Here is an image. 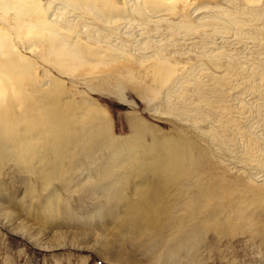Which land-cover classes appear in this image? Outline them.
<instances>
[{"label": "rangeland", "instance_id": "rangeland-1", "mask_svg": "<svg viewBox=\"0 0 264 264\" xmlns=\"http://www.w3.org/2000/svg\"><path fill=\"white\" fill-rule=\"evenodd\" d=\"M77 1L61 14L107 18L124 5L118 16L143 34L95 18L118 42L106 30L87 40L71 23L79 57L62 60L33 32L28 71L2 78L0 264H264V0ZM161 10L169 19L157 22ZM28 102L33 129L44 131L43 113L62 120L41 160L20 144ZM136 132L141 155L156 139L182 145L179 171L143 180L116 160Z\"/></svg>", "mask_w": 264, "mask_h": 264}, {"label": "bare ground", "instance_id": "bare-ground-1", "mask_svg": "<svg viewBox=\"0 0 264 264\" xmlns=\"http://www.w3.org/2000/svg\"><path fill=\"white\" fill-rule=\"evenodd\" d=\"M40 1H42V0H0V62H1V64H0V83L3 80L2 78L5 77L7 72L10 70H13L12 72L16 71L20 74H23V73L28 71V67H29L28 63H30L31 59L33 58L31 55H28V53L34 54V51H35V49H34L35 45L33 42V38L30 37V35L33 32H34L33 36L38 37L37 40L39 42L46 43L50 47H52V49H55L54 52L62 60H71V59L79 57L78 56V48L75 47L76 43L78 42V39L74 38V37H76L74 34H73L74 36L69 35L70 31L73 29L72 25H74V24L78 25V23H81L79 25H80V28H82V30L80 28L79 29L83 32V34L86 35L87 40L88 39H90V40L95 39V37L97 35H100V34L96 35V32H104L106 30L105 31V33H106L108 31L107 29L103 28V30H101V28L99 29L98 27H96L97 25L94 24L95 18L101 19L104 24L108 25V28H112L109 26V24H111L114 29H116L120 32H123V33L125 32L126 34H128L126 31L131 32L128 34L130 36L132 34L134 35V33L132 32L133 29L135 30L134 25L137 26V24H136L137 21H134L135 18L133 19V17H132V20H131V19H129L128 15H127V17L126 16H124V17L118 16L119 15L118 13L124 12L125 8L124 9L122 8V7H124V5L122 7L120 6L119 8H118V6H116L117 9L115 8L116 9L115 14L112 15L111 17L104 18V16H102V14H101V16H99V17L94 16V19H93V17L84 18V16L82 17L80 15V13L74 14L75 11H71L74 13L66 11L67 13H69L66 15L61 14V12L64 10L63 6L66 5V6H69V8H70V6L72 7L74 5L78 8L81 5L80 3H78L80 1H77V0H46L45 2H40ZM82 1L83 0H81V3H82ZM131 1L132 0H123V3H125L128 6V8H130L131 5L129 6V4ZM136 1L138 2V0H136ZM162 1L170 2V1H174V0H162ZM182 1L184 3L187 2L186 0H182ZM132 3H134V2L132 1L131 4ZM92 5H94V2H93V0H90V3L87 5L88 6L87 9L89 10V7H91ZM126 5H125V7H126ZM216 7H218V6H216ZM80 8H83L82 5ZM166 9L167 8H164L163 11ZM212 9H215V6H214V8L209 9L210 12H213V13H210L209 10H207V12H209L210 14H214V11H211ZM195 10H198V9H195ZM92 11H94V10H92ZM126 11L128 12L127 9H126ZM126 11L124 13L127 14ZM220 11H222V10H220ZM195 12H197V11H195ZM124 13H123V15H124ZM158 13L154 12V14H153L154 19L155 18L158 19V17H160V19H161V17H162V19L165 20V18H163V17H166L167 15L165 16L163 14L164 16H162L160 14V13H162V10H161V12H158ZM215 13H218V12H215ZM221 13L223 14V11ZM205 14L206 13H204V16L199 18V20L200 19H201V21L204 20L202 18L206 17ZM212 17H213V15H212ZM233 17L228 16V18L231 19V22H228V23H230V24L232 23V21L234 19ZM166 18H168V17H166ZM216 18L222 20L223 16L221 17L220 15H218ZM228 18H226V19L224 18V19L226 21H230ZM160 19H158L157 22H159ZM152 21H155V20H152ZM206 21H203V22H206ZM167 22H169V21H167ZM71 23H73V24L71 25ZM176 23H178V22H176ZM176 23L173 21L172 27H174L175 26L174 24H176ZM220 23H221V21H220ZM157 24H159V23H156V25ZM201 24L205 27V24H203V23H201ZM201 24H199L200 27H202ZM217 24L219 26V23H217ZM131 25H133V29L131 28ZM220 25H222V24H220ZM212 26H214V25H212ZM223 26H224V23H223ZM139 27L140 26L138 25V28ZM138 28H137V30H138ZM156 28H157V26H156ZM177 28H179V25ZM21 29L26 30L25 38L28 40V44L24 41L21 43L18 42V38H20V36L18 35V31ZM219 29H220V26H219ZM219 29L217 27V31ZM230 29H231V27H230ZM139 30L141 31V29H139ZM143 30H145V29L143 28ZM153 31H156V33L158 32L157 30H153ZM229 31H231V30H229ZM213 32H214V30H213ZM221 32H222V30H221ZM78 33H81V32H78ZM107 33L106 34L108 36L109 32H107ZM138 33H142V31L138 32ZM138 33H136V35ZM222 33H224V32H222ZM102 34H104V33H102ZM111 34H113V33H111ZM111 34L109 35L110 37L112 36ZM142 34L141 35L139 34V36H142ZM205 34H207V33H205ZM219 34H220V32H219ZM219 34H217V35H219ZM76 35L78 36L79 34H76ZM115 35H118V34H115ZM136 35H135V37L134 36L133 37L131 36V37L136 38L137 37ZM159 35H156V36L158 37ZM219 36H222V35H219ZM115 37H117L116 38L117 40L119 39L118 36H115ZM111 38L115 39L113 36ZM113 39H112V41L114 43ZM51 40H53L54 42H52ZM136 40H138V39H136ZM139 40L136 42L140 43ZM157 42H158V40H157ZM159 42H161V41H159ZM107 43H111V41L110 42L108 41ZM113 43L107 44V46L110 48L111 52L116 53L115 51H118V50L120 51L122 49L120 47L121 45H119V47L117 46L119 43H117V45H116V43H114V44ZM126 43H124V44H126ZM37 44H36V46H37ZM121 44H122V42H121ZM129 44H133V41ZM160 44H162V42ZM136 46H138V44ZM146 48H148V49H146V51L150 50L152 52V49L150 47H146ZM132 49L134 50V48H132ZM140 49L138 48V50H140ZM149 52H146V53H149ZM37 57H38V55H37ZM158 60L159 59H156L155 62ZM161 61L163 62L164 60H162V59L159 60L158 65H162ZM155 62H154V64L157 63V62L156 63ZM160 62H161V64H160ZM180 78H181V75L177 76L176 80L173 81V84L170 85V87L172 89L174 87H176V85L179 83ZM172 89H171V91H172ZM1 92L2 91H1V85H0V93ZM3 102H4L3 97H2V95H0V117H1V114H4L3 113L4 109L3 110L1 109L3 106ZM25 109L27 112L24 114V116L26 114L28 116V120L26 123L27 125L26 126L25 125L24 126L19 125V130H18V132H19L18 134L20 135V138H21L20 144L23 147V152H24L23 154L25 155V157L27 156V161L29 159H31L33 157V155L39 157V160H41V158L47 156V153H49V151L51 149H55V147L58 148L57 143L59 141H61V138H62V129H63V125H61L62 120L60 121L59 118L53 119V117L50 115L44 116V113H43V119H42L41 123L45 124L46 127H45L43 132L37 131V130L32 128V126H34L35 124H40L37 120L31 118L33 115V113H31V112L34 110L32 103L28 102V107H26ZM43 111L47 112L48 108H47V110H43ZM24 116L21 118L18 117V119H20V120L16 119L17 124H18V121H21V119L22 120L25 119ZM4 118L5 117L2 118V121L5 120ZM40 120L41 119H39V121ZM54 125H55V128H54ZM137 130H142V129L137 128ZM141 134L142 133H139V132L134 133V135L132 136V140H130L128 138L119 139L120 142L116 148V151L118 152L116 160L120 161V163H122V164L123 163L125 164L126 162L130 161L131 166L133 168V171L134 172H136V171L140 172L141 174L139 175V178H141L143 180L146 179L147 176H152V174H157V172H158L157 176L163 174L164 172H166V173L169 172V174L171 176L176 174L177 171H179V165L185 159L184 152H183L184 148H182V145H180L178 142L168 143L170 141L167 139H165V140L156 139L151 145L147 146L148 149H146L144 151L145 154L141 155V148H142V146H145L144 144H142L139 141V139L137 137V135H141ZM1 136H2V134L0 133V153L5 152V146H4L3 140H1ZM40 141L43 142V145L45 144V146H44L45 150L44 151L39 150V153L34 154V152H36V150L39 148ZM113 152H114V150H113ZM144 156L148 157V162L145 165L143 164V157ZM33 159H34V157H33ZM135 160H136V163L132 164V161H135ZM39 163H40V161H39ZM44 166H46V164H44ZM32 168H34V166ZM144 171L147 172V174H144L143 173ZM151 172H153V173L151 174ZM159 173H161V174H159Z\"/></svg>", "mask_w": 264, "mask_h": 264}]
</instances>
